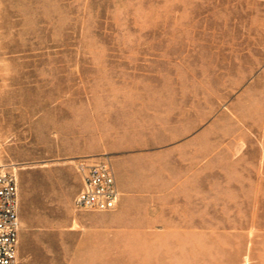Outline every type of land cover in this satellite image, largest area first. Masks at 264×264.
Returning a JSON list of instances; mask_svg holds the SVG:
<instances>
[{
	"label": "rangeland",
	"instance_id": "1",
	"mask_svg": "<svg viewBox=\"0 0 264 264\" xmlns=\"http://www.w3.org/2000/svg\"><path fill=\"white\" fill-rule=\"evenodd\" d=\"M0 167L20 264H264V0H0Z\"/></svg>",
	"mask_w": 264,
	"mask_h": 264
},
{
	"label": "built area",
	"instance_id": "2",
	"mask_svg": "<svg viewBox=\"0 0 264 264\" xmlns=\"http://www.w3.org/2000/svg\"><path fill=\"white\" fill-rule=\"evenodd\" d=\"M77 170L82 187L74 198L77 209L109 211L117 207L121 193L110 162L83 158ZM20 192L16 173L0 167V264H20Z\"/></svg>",
	"mask_w": 264,
	"mask_h": 264
},
{
	"label": "crops",
	"instance_id": "3",
	"mask_svg": "<svg viewBox=\"0 0 264 264\" xmlns=\"http://www.w3.org/2000/svg\"><path fill=\"white\" fill-rule=\"evenodd\" d=\"M115 177H116V182H117L118 189H119L120 193H122L121 190L123 188L122 187L123 185L120 183L119 178H118V175L117 176L115 175Z\"/></svg>",
	"mask_w": 264,
	"mask_h": 264
}]
</instances>
